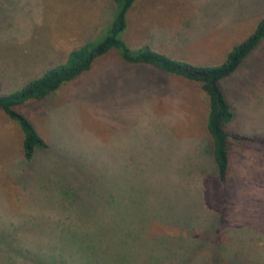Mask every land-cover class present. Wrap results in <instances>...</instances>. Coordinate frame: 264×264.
<instances>
[{
    "label": "rangeland",
    "instance_id": "374dc122",
    "mask_svg": "<svg viewBox=\"0 0 264 264\" xmlns=\"http://www.w3.org/2000/svg\"><path fill=\"white\" fill-rule=\"evenodd\" d=\"M114 10L112 0H0V95L99 42ZM263 14L264 0H139L119 39L132 51L149 46L213 65ZM221 86L234 112L230 131L254 140L231 151L226 184L215 173L199 87L128 65L115 51L20 108L48 144L31 162L0 112V264L8 248L22 264L61 251L71 262L61 235L73 236L84 264L95 262L83 248L126 264L172 252H185L188 264L252 259L264 249V41ZM20 247L30 254L16 255Z\"/></svg>",
    "mask_w": 264,
    "mask_h": 264
},
{
    "label": "trees",
    "instance_id": "16d2710c",
    "mask_svg": "<svg viewBox=\"0 0 264 264\" xmlns=\"http://www.w3.org/2000/svg\"><path fill=\"white\" fill-rule=\"evenodd\" d=\"M115 6L113 17L108 24L105 36L97 43H85L78 50L69 54L65 63L46 70L41 76L31 79L18 89L0 95V112L18 127L21 139L22 157L26 162H31L35 154L48 149V144L38 134L29 118L20 110L30 102H40L58 91L63 85L77 79L91 69L94 62L115 51L122 62L128 65H149L164 74L196 84L207 104L206 131L212 142V157L218 181L221 184L228 182L230 170V153L236 147H243L254 140L239 133L230 131L229 125L234 121V112L225 97L221 82L231 76L249 58V56L264 41V14L255 23L253 30L241 42L233 46L225 59L213 65H197L188 61L173 59L149 46L132 51L127 44L119 39L127 27V14L133 4L139 0H112ZM258 4L253 2L252 4ZM104 30V31H105ZM103 31V32H104ZM68 242L70 259L63 258L61 253L48 252L43 262L41 254L34 253L30 257L36 264H84L86 256L77 248L73 236L61 235ZM70 238V240H66ZM3 240H0V242ZM12 245V244H10ZM195 247V246H194ZM196 245L195 248H198ZM83 248V247H82ZM9 249V256L3 264H22L17 258H12L13 250ZM93 259L95 264H126L122 255L116 254L108 260H100L97 250L90 252L83 248ZM2 251V247H0ZM16 255H29L28 249L22 247L15 249ZM24 254V255H23ZM252 259L235 258L231 264H264V249L253 251ZM73 257L75 259H73ZM88 257V256H87ZM121 257V258H119ZM154 264H162L163 259L168 264H188L186 253L172 252L168 255L157 256ZM207 260V261H206ZM106 261V262H102ZM210 264L208 258L203 260ZM84 262V263H83Z\"/></svg>",
    "mask_w": 264,
    "mask_h": 264
}]
</instances>
